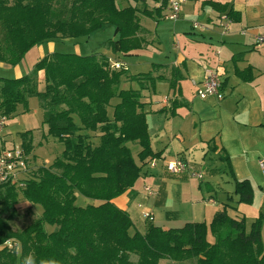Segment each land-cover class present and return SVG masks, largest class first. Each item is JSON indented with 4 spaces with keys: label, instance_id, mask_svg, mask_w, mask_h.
<instances>
[{
    "label": "trees",
    "instance_id": "obj_1",
    "mask_svg": "<svg viewBox=\"0 0 264 264\" xmlns=\"http://www.w3.org/2000/svg\"><path fill=\"white\" fill-rule=\"evenodd\" d=\"M125 1L0 0V63L14 67L33 47L67 40L76 44L106 26L117 36L106 43L114 54L139 50L144 43L139 17L150 18L153 12ZM166 2L154 10L157 17ZM218 9L231 18L225 6ZM111 64L102 54L54 51L29 74L0 77V118L14 117L18 106L27 112V100L36 98L42 125L63 147L49 166L0 187V264H29V257L32 264H264V211L249 229L243 217H230L224 207L208 225L186 223L164 230L148 221L139 232L128 213L113 204L132 190L146 160L159 153L150 148L139 91L120 90L124 78L139 81L142 89L143 82L154 86V80L150 74L128 76L123 67L116 70ZM38 72L44 75L43 92L36 89ZM21 137L28 155L31 132ZM129 143L140 148V166ZM233 194L237 204L252 203L248 180H234ZM77 195L90 203L77 205ZM19 196L42 213L13 230ZM46 225L53 230L47 232Z\"/></svg>",
    "mask_w": 264,
    "mask_h": 264
},
{
    "label": "crops",
    "instance_id": "obj_2",
    "mask_svg": "<svg viewBox=\"0 0 264 264\" xmlns=\"http://www.w3.org/2000/svg\"><path fill=\"white\" fill-rule=\"evenodd\" d=\"M141 4L153 15L150 18L139 17V24L144 30L140 37L144 43L134 52L152 51L163 61L136 58L134 67L138 73L131 75L126 60L120 59L122 57L118 54H111L108 60L126 66L124 70L128 76L150 74L154 88L161 86L168 89L156 104L152 94L139 93L150 148L154 154L159 153V157L146 160L132 190L112 202L130 216L132 202H138L140 208L154 198L153 209L157 210L163 199L165 205L169 194H172L178 199L184 196L182 200L192 211L198 202L207 200L211 208H215L202 219L207 225L214 214L224 207L230 217H240L242 211H239L238 197L233 194L234 180H248L253 194L254 183L257 186L260 182L264 184V170L255 174L253 169L259 156H264V43L259 44L255 40L264 36V0H189L181 6L176 22L168 19V0L158 17L154 10L162 7L161 0H155L152 7L144 0L136 7ZM219 6H225L226 12L233 13L228 31L224 33L219 23V16L223 14ZM193 24H198V27L194 28ZM90 39L81 42L88 43ZM54 44L36 46L38 59L54 52ZM74 53L79 55L82 52L76 50ZM33 65L30 68L20 62L13 67L0 63V77H21L29 74L27 71H32ZM207 70L214 71L219 78L221 99L212 97L205 101L190 94L189 88L200 84ZM123 80L135 85L139 82L129 78ZM143 83L147 90L150 84ZM172 83L175 89L170 87ZM36 89L37 92L45 89L43 72L37 73ZM172 97L174 99L168 103ZM17 115L21 117L19 124L26 132L38 129L35 113L23 112L18 106ZM8 134L4 128L2 136L6 143L5 136ZM130 145L138 149L135 148L137 152L133 158L140 166L137 160L140 148L137 144L129 143L128 147ZM177 159L184 163L185 170L178 174L167 172L166 164ZM194 173L202 175L201 181L190 175ZM217 177L221 184L216 190L217 186L212 185L210 180L214 181ZM145 186L151 188L149 193ZM261 190L264 191V187ZM213 193L222 194L218 209L212 201ZM154 210L143 207L142 212L147 211L154 218ZM199 220L192 212L186 217L157 220L154 225L164 230L179 229L186 223Z\"/></svg>",
    "mask_w": 264,
    "mask_h": 264
},
{
    "label": "rangeland",
    "instance_id": "obj_3",
    "mask_svg": "<svg viewBox=\"0 0 264 264\" xmlns=\"http://www.w3.org/2000/svg\"><path fill=\"white\" fill-rule=\"evenodd\" d=\"M153 3H155V0H147V5L149 7L153 6ZM157 3V2H156ZM125 4L130 5V6H137L138 2L136 0H126ZM139 9H142V4L139 5ZM114 32L113 28L110 26L104 27L102 30L97 31L94 35H92L91 39L89 40L88 43L86 42H81L78 41L76 44L73 41L67 40V41H60L56 44H54V51L57 52H75L76 50L81 51L82 53H87V54H102L105 55V57L110 58L111 54H114L106 45L107 41L110 39H114ZM44 50V47L42 48ZM38 53L39 50L37 47H34L32 50L28 51L24 58L21 60L22 66H30L34 63H36L38 59ZM138 53V54H137ZM156 53H152V51H141V52H130L128 55H122L118 54L120 59L126 60L128 64V73L131 75L137 74L135 65H136V60L139 58H147L149 60H153V62H161L163 61L162 58H159L158 56H155ZM137 58V59H136ZM162 59V60H159ZM115 63V62H111ZM120 64L119 62H117ZM122 67L124 65L120 64ZM121 67V68H122ZM126 66L123 67V69ZM144 71V70H143ZM28 73L31 72V70L27 71ZM152 86L146 90L140 88L138 84L130 83V82H122L120 83V90H138L139 93L141 94H152L154 96V104L157 102H160L163 97L167 94V88L166 87H156ZM157 89V90H156ZM196 90H197V85L195 87L189 88L190 94H194V96L199 99L196 96ZM175 94V93H174ZM172 96V95H171ZM170 96V97H171ZM212 98V97H210ZM174 97L169 98L168 103L172 102ZM209 98H207L208 100ZM200 100V99H199ZM205 100V99H204ZM206 101V100H205ZM204 101V102H205ZM27 109L28 111L26 113L28 114H36L37 120H38V129L36 131H30L31 132V137L29 141L30 145V153L26 155V164L28 166V175H31L30 172L37 167H47L49 166L53 160L59 156L62 153L63 147L61 144H59L55 139H53L51 136L48 135L47 133V128L42 125V119H41V113L39 111L38 103L36 98H29L27 100ZM19 115H15L14 117L7 119L6 120V130L9 133L8 136L6 137L7 145L6 146H15L16 148H22L23 146V140L21 137V134L26 132L24 130L23 126H20L19 120H20ZM130 151L132 156H135V153L137 152V147L134 145H130ZM135 148L137 150H135ZM264 160V156H259V159L255 161V166L253 165V169L255 174H260L261 170L259 167V161ZM259 168V169H258ZM22 176H19V179H21ZM201 181V180H200ZM203 181V180H202ZM212 185H218L220 183L219 177L217 179L210 180ZM221 184V183H220ZM223 187V185H221ZM261 187H264V184L261 182L258 184L254 183V202H252L249 205H244V204H239V211L242 213L240 217H243L245 219V224L247 226V229H249L251 222L258 216V214L262 211H264V191L261 190ZM145 188L151 189L148 186H145ZM218 189V186L216 187V190ZM217 192V191H215ZM212 201L216 203V209H218L221 204H220V198L222 197V194H212ZM184 200V196L182 197ZM181 198H177V196L169 194V197L166 200V204L164 205L165 199H163V202L161 205L158 206L157 210L153 209L154 204V198L149 199L143 206L138 208V202H132L130 204L129 208V214L131 217V220L134 224V227L136 230L139 232H144V227L147 225L148 221H145L142 216L141 212L143 211V207H147L151 210H154L153 215L154 218L151 217V224L153 225L154 223L157 222V220H162V219H174L176 216L180 217H186L191 215L193 212L196 218L201 219L199 220L202 222V219L206 217L210 213V211H214L215 208H211V204L207 202V200H203L202 202H198V206L194 211L191 210L187 202L183 201ZM90 201L88 199H85L79 195L76 197V204L79 206H86ZM197 203V202H196ZM16 210H17V217L14 219L12 222V228L13 230H19L31 223L36 217H38L42 213V208L38 205H30L29 203L25 202L20 196L16 205ZM205 212V215L203 213ZM204 223V222H203ZM45 229L47 232H51L53 230L52 226L46 225ZM208 239L210 243H214V239L212 236H208ZM16 251L19 252L18 247L16 246ZM160 264H194V261H186L182 263H173L169 261H161Z\"/></svg>",
    "mask_w": 264,
    "mask_h": 264
},
{
    "label": "built area",
    "instance_id": "obj_4",
    "mask_svg": "<svg viewBox=\"0 0 264 264\" xmlns=\"http://www.w3.org/2000/svg\"><path fill=\"white\" fill-rule=\"evenodd\" d=\"M189 0H168V7L170 15L168 19L172 22H176L180 16V9L183 4ZM230 19L225 13L219 16L220 27L224 32L228 31ZM194 28L198 27V24H193ZM257 43H264V36H258L255 38ZM111 67L113 69H120L122 66L117 62L112 63ZM204 80L197 85L196 96L201 99H207L210 97H216L218 99L222 98L220 92V82L216 73L212 70H207ZM6 119L0 118V187L5 185H13L23 178L28 172V166L26 164V157L23 150L16 148L15 146H6V142L3 140L2 132L5 128ZM259 167L264 170V160L259 161ZM166 171L174 174L181 173L185 170L184 163L177 159L173 162H168L166 164ZM193 177L202 179L201 174H190ZM19 176H22L19 179ZM149 193V189H145ZM145 221L151 220V215L149 212L145 211L141 214Z\"/></svg>",
    "mask_w": 264,
    "mask_h": 264
},
{
    "label": "clouds",
    "instance_id": "obj_5",
    "mask_svg": "<svg viewBox=\"0 0 264 264\" xmlns=\"http://www.w3.org/2000/svg\"><path fill=\"white\" fill-rule=\"evenodd\" d=\"M29 264H32L31 257H29ZM42 264H43V262H42Z\"/></svg>",
    "mask_w": 264,
    "mask_h": 264
}]
</instances>
